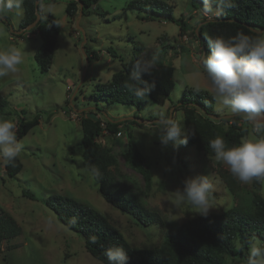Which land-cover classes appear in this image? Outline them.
<instances>
[{"label": "rangeland", "instance_id": "1", "mask_svg": "<svg viewBox=\"0 0 264 264\" xmlns=\"http://www.w3.org/2000/svg\"><path fill=\"white\" fill-rule=\"evenodd\" d=\"M128 1L97 0L90 14L79 18L86 37L84 46L92 56L88 65L80 47L83 36L75 28L77 16H67L63 0L43 2L38 11L40 18L44 20L51 14L60 24L52 64L46 72H42L35 61L41 44L38 31L32 30L34 27L21 29L19 26L23 6L0 17V48L15 45L25 52L19 71L0 78V94L7 100L6 107L0 109V117L10 118L15 123L20 118L37 116L39 119L38 124L19 139L24 145L18 156L22 170L12 178L7 177L0 160V208L15 219L21 229L16 237L0 242V264H102L89 254L82 238L61 224L54 211L44 204V200L55 193L72 196L105 214L133 248L157 247L168 228L181 226L200 215L179 200L177 190L183 188L186 178L209 176L214 186L213 209L209 213H222L237 203L219 175L220 171H230L216 161L215 155L209 156L189 145L181 146L178 151L173 150L171 144L162 148L155 131L160 127L157 121L161 114L180 119L186 131L179 107L184 88L211 92L198 64L200 47L193 30L199 19L214 13V7L205 12L202 7H192L190 0H163L171 6L175 18L182 17L187 22L188 29L180 33L176 23L165 21L162 16L127 9ZM134 46L142 47L139 57L158 54L163 63L175 67V85L165 103L149 100L136 110L131 104L90 98L97 83L109 82L113 73L132 59ZM215 112L221 116L233 115L217 101ZM84 117L122 122L118 125L121 136L103 133L99 142L117 159L118 171L113 169L117 181L123 179L122 175L130 178L143 194L146 206L160 213L163 224L142 226L101 197L82 155L80 121ZM240 122L248 130L244 138L251 136L252 126L242 118ZM128 135L134 137L138 149L145 155V167L150 174L148 188L143 176L123 159ZM234 179L244 200L247 193L254 190L252 182L245 184ZM256 192L264 197V182ZM226 259L227 264L245 262L239 257L227 256Z\"/></svg>", "mask_w": 264, "mask_h": 264}, {"label": "trees", "instance_id": "2", "mask_svg": "<svg viewBox=\"0 0 264 264\" xmlns=\"http://www.w3.org/2000/svg\"><path fill=\"white\" fill-rule=\"evenodd\" d=\"M35 1H38L37 7ZM45 1L57 0H23V16L19 22L21 29H25L35 20L39 6ZM63 1L66 2L65 13L70 18L78 15L80 4L82 15L85 16L90 14L92 7L97 3V0ZM190 4L195 9H204V0H190ZM225 5L230 6L218 7V0H210V6L215 9L214 13L196 22L193 35L200 47V57L208 53V40L211 38H228L236 35L238 31L255 37L264 31V0H225ZM126 8L147 11L150 16H162L165 21L176 23L180 33L188 29L185 19L175 18L171 6L163 0H129ZM59 28L58 19L51 14L44 20L40 18L32 28L38 31L41 38L35 61L42 72L51 67ZM260 29L263 31L257 32ZM84 50L90 60L92 56L87 46H84ZM141 50V46H134L132 59L123 63L122 68L113 73L109 82L97 83L90 98L106 103L131 104L136 110L149 100L164 104L175 85V67L163 63L158 54L141 58L138 55ZM200 69L204 73L201 67ZM6 105L7 100L0 94V109ZM215 106L216 100L211 92L203 89L184 88L180 98L179 107L183 112L184 126L186 132L191 133L186 145L193 146L209 156H214L209 142L216 137H222L228 145H233L238 144L248 133L240 122L241 117L221 116L215 112ZM210 115L221 118L215 120ZM38 122L37 116L32 119H18L17 138L27 134ZM120 123L122 122L109 118H105V121L92 117L82 118L80 145L83 159L89 170L94 167L99 171L98 177L90 172L106 202L132 216L142 226L163 224L164 219L160 213L146 206L143 194L130 178L122 175L123 179L117 181L113 172V169L118 171L117 159L99 142L104 130L115 135L119 131ZM123 159L143 176L148 188L150 174L145 167V155L138 149L132 135L127 137ZM22 167L19 157L8 163L3 162V174L12 178ZM219 175L235 196L237 203L222 213L198 215L181 226L168 228L161 244L154 248L131 247L105 214L72 196L55 193L48 196L44 204L54 211L61 224L82 238L89 254L102 264H108L105 251L113 245L125 248L129 257L127 264H227V256L246 259L249 241L255 237L264 241V197L256 192L261 189L262 182L252 181L254 190L249 191L243 200L234 177L226 171H220ZM128 182L132 185L127 184ZM23 193L26 195V192ZM246 199L248 202L245 203ZM20 230L16 220L0 208V242L16 237Z\"/></svg>", "mask_w": 264, "mask_h": 264}, {"label": "clouds", "instance_id": "3", "mask_svg": "<svg viewBox=\"0 0 264 264\" xmlns=\"http://www.w3.org/2000/svg\"><path fill=\"white\" fill-rule=\"evenodd\" d=\"M23 0H0V17L12 10L21 9ZM225 0H218V7ZM205 12L212 11L210 0H204ZM208 53L200 57L213 99L223 109L242 118L252 126V135L238 144L228 145L222 137L209 142L215 159L226 165L231 175L241 183L264 182V34L255 37L238 31L225 38L216 36L208 40ZM24 49L15 45L0 48V78L16 74L24 61ZM180 119L164 116L157 121L155 131L162 148L170 144L173 150L187 144L190 131L181 126ZM17 125L10 118L0 117V160L14 161L23 151L24 145L17 138ZM94 176L99 171L90 169ZM214 186L208 175L186 178L183 188L178 189L179 200L192 207L195 213L207 216L213 209ZM108 264H127L129 259L124 247L113 245L106 249ZM244 264H264V241H249Z\"/></svg>", "mask_w": 264, "mask_h": 264}, {"label": "water", "instance_id": "4", "mask_svg": "<svg viewBox=\"0 0 264 264\" xmlns=\"http://www.w3.org/2000/svg\"><path fill=\"white\" fill-rule=\"evenodd\" d=\"M35 6L36 7L38 6V1H35ZM81 9H82V5L80 4V11H79V13L77 15V18L75 20V28L78 29L81 32L82 36H83V39H82L81 44H80V47H81V51L83 52V54H84V56L86 58V65H88L89 60H88L87 55H86V52L84 50V42L86 40L85 32H84L83 28L79 25V18L82 15ZM39 20H40V15L38 14V12H36L35 20L32 23H30L25 29H30L31 27H34ZM262 31H263V29L257 30V32H259V33L262 32ZM199 61H200V59H199ZM198 64H199V62H198ZM199 66H200V64H199ZM85 68L86 67H84L83 73L85 72ZM223 116L224 117H230L231 115H223ZM210 117L212 119H220L221 118L220 116H215V115H210Z\"/></svg>", "mask_w": 264, "mask_h": 264}, {"label": "built area", "instance_id": "5", "mask_svg": "<svg viewBox=\"0 0 264 264\" xmlns=\"http://www.w3.org/2000/svg\"><path fill=\"white\" fill-rule=\"evenodd\" d=\"M73 115H74V114H72V116H73ZM101 125L104 126V123H102ZM103 133H105V134H109V132H108V131H105V130H104ZM116 136H121V131H120V130L116 133Z\"/></svg>", "mask_w": 264, "mask_h": 264}]
</instances>
